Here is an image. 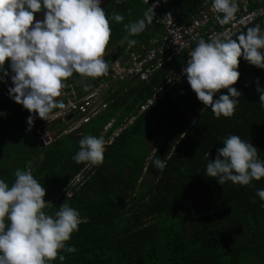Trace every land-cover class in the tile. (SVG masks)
I'll return each instance as SVG.
<instances>
[{
  "label": "trees",
  "instance_id": "obj_1",
  "mask_svg": "<svg viewBox=\"0 0 264 264\" xmlns=\"http://www.w3.org/2000/svg\"><path fill=\"white\" fill-rule=\"evenodd\" d=\"M199 1L165 0L161 8L189 14ZM104 11L108 16L114 12L124 16L121 23L110 22L106 52L123 38L124 24L143 18L145 6L140 0H120L119 4L110 0ZM262 21L264 16L250 27L261 24L264 28ZM150 25L157 27L153 21ZM149 30L147 25L135 37L140 42ZM127 39L133 40V36ZM108 55L106 61L111 58ZM182 58H172L150 72L147 79L121 82L124 89L126 83L132 85L111 106L118 109L128 97L130 103L103 138L135 104L144 105L156 87L165 85V76ZM4 67L8 70L7 60ZM237 70L240 75L232 87L241 96L232 116L217 118L210 107L197 100L185 78L165 88L105 147L103 163L94 166V174L82 186L73 189L64 201L59 196L50 204L49 215L67 202L81 219L78 230L66 242V247L76 251L58 253L65 257L63 264H264V201L256 196V190L264 188V177L241 186L230 181L219 185L206 176V164L231 134L249 141L264 160V109L256 91L257 87L264 88V69L241 57ZM5 81L0 83V179L11 184L17 169L30 170L44 186L43 199L47 202L84 164L72 159L79 145L74 153H68L61 141L40 147L32 135L33 125L29 130L26 123L30 113L8 96L7 88L12 85L10 78ZM220 94H227L226 89L214 99ZM190 117H195L192 124ZM107 120L99 116L72 133L71 139L79 142L86 135L98 137ZM163 132V149L155 152L144 171L137 162L144 139L150 133ZM156 158L166 161L163 170L152 165ZM50 264L61 262L57 258Z\"/></svg>",
  "mask_w": 264,
  "mask_h": 264
},
{
  "label": "clouds",
  "instance_id": "obj_2",
  "mask_svg": "<svg viewBox=\"0 0 264 264\" xmlns=\"http://www.w3.org/2000/svg\"><path fill=\"white\" fill-rule=\"evenodd\" d=\"M115 2L119 4L120 0ZM145 2L148 4V0ZM158 2L154 0L143 18L124 24L129 35H138L146 29ZM207 3L211 0H200L191 14L204 7L208 10ZM100 4L101 0H0V83L10 78L8 96L30 113L26 121L29 130L33 113L47 121L54 109L64 108L57 97L74 74L93 79L108 74L109 64L103 56L109 53L105 49L111 36L110 22L121 23L124 16L115 12L108 16ZM247 5L251 8L258 3L249 0ZM211 7L223 14L222 23L230 22L238 11L237 0H212ZM41 12L43 19L34 22V15ZM251 25L234 39L221 35L208 41L200 38L188 53L187 62L185 53L173 57L183 56L178 64L186 63L180 83L186 78L197 100L210 107L217 118L232 116L239 103L241 93L232 87L240 75L239 58L264 69V28L261 24ZM128 43L131 46L135 40ZM143 48L147 47L140 49ZM6 60L8 70L4 67ZM84 88L87 90V85ZM222 89L227 94L214 99ZM256 91L264 109V88L257 87ZM107 124L109 129L110 123ZM78 143L72 159L91 165L94 174V166L103 163L104 138L86 135ZM222 145L215 158L206 164L207 177L219 185L230 181L241 186L264 177V160L249 141L231 134L223 139ZM152 165L163 170L166 161L156 158ZM14 177L11 184L0 179V264H50L57 258L63 264L65 257L58 256L59 251H76L75 247H66V242L78 230L79 212L64 202L54 215L47 214L43 211L47 204L43 199L45 188L31 171L17 169ZM256 196L264 201V188L257 189Z\"/></svg>",
  "mask_w": 264,
  "mask_h": 264
},
{
  "label": "built area",
  "instance_id": "obj_3",
  "mask_svg": "<svg viewBox=\"0 0 264 264\" xmlns=\"http://www.w3.org/2000/svg\"><path fill=\"white\" fill-rule=\"evenodd\" d=\"M248 1L237 0L238 11L234 18L228 23H222L223 14L212 10V0L211 3H207L208 10L205 7L203 10L199 9L196 14H191L186 21H183V15L161 8L165 0H159L153 9L154 18L152 21L161 29V34L154 40V45L140 50H129L124 56L117 57L109 64L108 74L111 82H123L128 78L136 77L147 79L150 72L181 53H185L187 62L189 59L188 53L196 46L200 38L206 41L215 35H221L222 38H236L251 23L264 15V0H254L258 3V6L251 8L247 5ZM141 2L148 11L154 0H148V4L145 0H141ZM157 55L159 56L157 57ZM122 57H126L125 60H122ZM185 64L180 63L168 72L164 83L167 85L156 87L152 97L140 106V110H144L157 100L163 94L165 88L170 87L172 83L180 82ZM97 87L99 89L103 88L104 84L100 82ZM98 92L99 90H93L81 99L69 101L67 105L71 109L80 111L83 114L82 121L87 122L105 107V103L96 101L99 97ZM193 122L194 119L191 120V123ZM108 125L104 126V131H106ZM92 174V166L87 163L84 164L67 182L61 195V201L71 196L73 189L81 186Z\"/></svg>",
  "mask_w": 264,
  "mask_h": 264
},
{
  "label": "crops",
  "instance_id": "obj_4",
  "mask_svg": "<svg viewBox=\"0 0 264 264\" xmlns=\"http://www.w3.org/2000/svg\"><path fill=\"white\" fill-rule=\"evenodd\" d=\"M145 11H147L146 7H145ZM181 15H183V21H186L191 15V13L181 14ZM137 19H132L130 20V22L136 21ZM148 25L150 26L151 30H149L148 34L143 36L146 38L139 42V39L135 37L136 35L133 36V40H135V44L131 46L126 41L128 40L127 37H129V33L126 30V32L123 34L124 39L122 38L119 42H117L116 44H113L107 49L109 51L108 54L111 56V58L110 57L108 58L107 63L111 64L119 54H126L128 50H137L142 47H148L150 44L154 45L155 44L154 40L157 39L159 35L161 34V29L158 26L156 27L150 24ZM103 58H105V54ZM125 58L126 57H122L121 59L125 60ZM100 82L104 84V87L99 89L97 85ZM121 82L122 81L111 82L109 78V74H107V76H102V77H98L95 79L81 78L79 77L78 74H74L73 77H70L66 81L65 88L62 89L61 96L57 97L58 100H61L64 103V108L54 109L53 112L50 113L47 121L35 117L36 121H35V124H33L32 135L33 134L36 135L34 137H36L37 142L39 140L42 141V144L38 142L39 146L47 147L48 145H51L52 143L56 141H61L64 143L62 144V147H64V149L66 150L67 149L70 150V152L68 153H74V150L79 144H77L78 141L74 142L71 139V136L74 135L72 133H77L79 128L93 121L99 116L108 117V120L103 125V130L98 135V137L99 136L103 137V135H105L108 131V130L104 131V126L107 123H110V127H112V125L114 126L115 121L119 117H121L122 111H124L130 103V97H128L125 100V102L120 105L118 109H114L113 106H111V104L113 103V101H115V99L119 97H120L119 99H122L126 95L127 87L132 85L131 84L132 82L126 83L127 86H126V89H124L123 87L124 85L121 84ZM173 84H180V82L179 83L174 82L171 85ZM84 85H87V90H85ZM93 90H99L98 92L99 97L96 99V101H101L105 103V107L104 109L100 110L97 114L92 116L88 122H83L82 121L83 114L76 109H71L70 107H68L67 104L69 101H74V100L83 98L84 96L88 95ZM220 91L222 93V90ZM132 109H131L132 111L130 110L128 114L123 115V118L119 124H117L114 128H112V130L110 129L111 132L109 133L108 136L106 137L104 136L105 147L109 143H111V141H113V139L117 137L119 133H121V131L129 128L133 120L142 111L140 110L139 104H135L134 108ZM194 118L195 117H190L191 120ZM164 135H165V132L161 133L160 135H157L155 133H150L145 137L144 142H143V147L139 150L140 156L137 161L138 163H142L143 170L149 167L148 165V167L144 168V163L147 159H148V164H150V161L152 160L155 152L158 153L160 151L161 153V149H163V146H164V144L162 143ZM76 140H77V136H76ZM63 187L64 185L55 194L53 198L47 200V204L45 208L43 209V211H45L47 214H49L48 207L50 206L51 203L57 202L56 199L59 197L60 193L62 192Z\"/></svg>",
  "mask_w": 264,
  "mask_h": 264
},
{
  "label": "water",
  "instance_id": "obj_5",
  "mask_svg": "<svg viewBox=\"0 0 264 264\" xmlns=\"http://www.w3.org/2000/svg\"><path fill=\"white\" fill-rule=\"evenodd\" d=\"M109 1L110 0H101V4H100V7L101 8H104L108 3H109ZM43 19V12H41V13H36L35 15H34V22L36 21V20H42ZM33 136H36L35 134H33ZM40 144H42V141H38Z\"/></svg>",
  "mask_w": 264,
  "mask_h": 264
},
{
  "label": "rangeland",
  "instance_id": "obj_6",
  "mask_svg": "<svg viewBox=\"0 0 264 264\" xmlns=\"http://www.w3.org/2000/svg\"><path fill=\"white\" fill-rule=\"evenodd\" d=\"M24 144V143H23ZM134 144H136L135 142H134ZM136 148H137V144H136ZM148 159L145 161V163H144V168H146V167H148ZM1 166H6L4 163H1ZM145 171V170H144ZM136 187H138V188H141V187H143V185L142 186H136Z\"/></svg>",
  "mask_w": 264,
  "mask_h": 264
}]
</instances>
